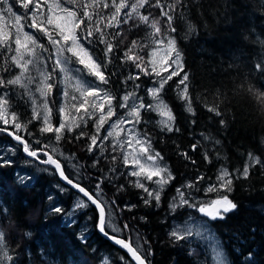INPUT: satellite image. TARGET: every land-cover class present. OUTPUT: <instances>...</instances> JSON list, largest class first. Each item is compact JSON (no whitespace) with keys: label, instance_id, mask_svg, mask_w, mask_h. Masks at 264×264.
Wrapping results in <instances>:
<instances>
[{"label":"trees","instance_id":"obj_1","mask_svg":"<svg viewBox=\"0 0 264 264\" xmlns=\"http://www.w3.org/2000/svg\"><path fill=\"white\" fill-rule=\"evenodd\" d=\"M56 1L63 8L78 10V16H82V5L95 2ZM10 2L15 12L23 15L24 6L33 4L34 0H23L24 6H21V0ZM171 2L175 3V0ZM97 11L102 12L106 20L114 9H103L101 5ZM141 11L144 14L151 12L161 21V31L176 40L185 71L189 74L186 101L180 98L176 77L159 93L175 117L173 128L179 131H161L156 116L149 110H141V122L137 124L144 139L147 134L152 152L160 153L161 162L175 177L161 192L159 208L155 201L151 206L144 205L141 196L146 193L134 186V180L127 175V168L117 152L106 149L102 155L99 149L94 153L86 151L90 140L76 139L81 131L85 132L84 128L63 133L60 141L49 137L48 133H41L37 121L29 123L28 100L16 86H10L8 90L11 111L19 116V122L26 125L19 135L33 150L52 143L70 157L73 164L83 165L77 180L91 194H95L96 183L103 180L101 199L116 201L112 206V221L121 230L117 237L145 252L150 247L153 253L149 256L151 264H210L208 248L200 240L186 238L176 242L169 237L170 223L181 221L184 213H171L168 205L178 187L192 183L201 190L214 181L222 168L233 173L241 170L248 153L264 160V73L254 70L255 63L264 62V0H183V8H178L175 13L174 33H169L166 22L158 15L159 9ZM98 22L101 17L94 13V20L85 19L77 32L81 37L90 28L96 32L103 26ZM93 23H97L95 27ZM103 31L104 37L96 33V42L81 41L94 59L106 65L102 70L109 83L102 84L103 87L115 98L122 93L135 92L137 98L150 104L147 89L152 85L151 75L145 76L141 72L139 80L126 81L130 74L135 75L139 70L132 61L122 62V58L129 47L125 59L138 53L144 57L143 63L149 70L148 51L161 38L143 24L131 28L127 24L119 28L103 26ZM117 32L122 35H115ZM112 43L117 50L108 62L106 53ZM133 43L137 44V49L131 47ZM7 53L4 46H0V76L11 79L14 69ZM6 63L10 71H4ZM189 105L192 113L187 111ZM209 108L212 112L208 111ZM217 110L221 112L220 117L215 116ZM221 119L225 120L226 126L220 124ZM0 128L13 131L11 127ZM37 140L41 142L39 145ZM217 140L220 143L217 144ZM193 145H196L195 149ZM0 147L8 150L3 156L13 161L11 167L0 168V231L9 224L19 230L22 264H80L77 260L83 264H131L123 250L98 234L97 215L91 206L76 210L72 217L75 224L66 222L59 215H49L46 220L44 210L48 206L46 197L49 194H54L55 203L62 205L66 213L72 211L79 196L60 184L53 169L25 156L22 145L11 136L0 133ZM10 148L16 149L15 155ZM205 154L209 159H205ZM113 155L117 157L116 161L112 160ZM97 158L99 165L93 167L92 162ZM40 159L45 156L41 154ZM113 168L116 171H110ZM63 170L68 176L67 169ZM16 174L31 175V186L18 184ZM200 176L204 179L197 182ZM57 184L66 191L59 192L54 187ZM229 197L238 205L237 209L228 213L224 220H207L222 248L226 264H264V168L252 167L248 179L234 178ZM130 204L137 207L128 211L126 206ZM141 216L145 220H140ZM28 218L33 221L28 222ZM125 224L129 228H124ZM80 236L86 239H78ZM249 252L252 253L251 260L247 258Z\"/></svg>","mask_w":264,"mask_h":264},{"label":"snow or ice","instance_id":"obj_2","mask_svg":"<svg viewBox=\"0 0 264 264\" xmlns=\"http://www.w3.org/2000/svg\"><path fill=\"white\" fill-rule=\"evenodd\" d=\"M71 2V0H70ZM4 3L9 5V12H14V7L11 4L10 0H0V7ZM103 9H114V12L111 13L110 17L106 20L103 17V13L97 11L100 7ZM21 6L23 5V0H21ZM25 12L24 16H27L28 13H32L33 20L35 21V28L39 32H43V34L47 37L48 42L56 47V57L54 59V68L49 72H41L40 78L33 76L32 67L35 66L39 59L43 56L45 51L48 49L45 48L44 45L38 43V39L34 38L35 34L29 35L26 33V42L24 44V48L26 50V55L21 56L19 59L13 57L12 64H14L17 68L20 69V73L11 79H4L0 76V121L3 122L4 125H8L10 123L8 117L11 116V123L15 129V131H8V135L11 136L18 144L23 145V152L27 154L28 157L33 158L34 160H39V163L44 165H51L55 168L56 173L59 174L60 178L64 180L68 185H71L73 189L78 190L79 193L83 194V197H87V201H85L81 197H77V202L75 203L71 212H65V209L62 205L55 203L54 194H49L46 199L48 201V206L44 210L45 219L49 215H59L62 216L66 222L70 221V224H75L76 220L72 218L77 209H87L89 207L88 202H91L92 205H95L98 210L99 219L97 221L96 227L100 233L108 237V239L113 240V242L117 245H120L131 255L133 260H135L136 264H151L149 260V256H151L152 250L149 247L147 252H145L141 247H133L130 243L126 242L124 239L116 238L115 236H110L109 233L105 230L106 225L110 223L113 215L112 206L116 205V201L112 200L110 202H105L101 199L102 188L101 184L103 180L101 179L96 183V191L95 194H91L85 187L81 186L79 180L76 182L73 179L69 178L65 174V171L62 168L61 163L58 159L54 158L53 154L47 150L51 148V152L55 153L56 149L50 145H43L42 148H37L35 150L32 149V146L21 136L19 132L22 128H26V125H23L19 122V116L11 111L12 105L9 96V88L10 86H20L24 87L27 91L29 97H32V116L29 123L32 120L42 121V126L39 131L41 133H55L56 141H60L63 137V133L73 131V128L80 127L81 123H86L87 119H90L95 115L97 109L100 111V116L98 120L95 122L96 134L89 137L90 143L88 144L86 151L89 153H94L96 149H99L101 154L103 155L105 148L104 142L109 139V137L113 136L112 131H108L106 136L100 135L101 129L104 124L108 123V120L115 115L113 109V100L115 97L110 96L106 91L99 87V84H108L109 79L105 75L102 70L106 67L105 64L98 62L94 59L93 55L90 54L89 50L84 46L81 41H86L88 44H91L94 40L96 42V33H99L100 36H105L103 31V26H107L109 28L115 26L119 28L123 24L129 25V27H139V24H143L146 27H150L154 30V35H158L161 39L157 40L158 44L164 43L166 39L168 44V51L165 53L166 57H170L165 61L164 67L165 70L167 68L172 67V70L168 73L166 77L161 76V73L156 70L153 65L151 72L147 70V67L144 65V57L140 56L138 53L134 55H130L125 59L126 54L130 51V48L127 47V50L124 52L122 62L132 61L135 64L136 69L139 71L132 75L130 74L127 78L131 80H139L140 73L142 72L145 76H150L153 73L156 77H159V80L155 83L159 84V87L153 86L147 89V94L153 98L154 101H157L156 104H146L143 98H137L134 92H128L123 95L122 100L123 103L120 104L121 108H127L128 112L125 117H121L120 123H130V124H139L141 122V110H154L163 117L158 123L161 125V131L167 130L168 132L179 131V129H174L172 124L175 120L170 109H168L167 105L163 103V101L159 100V93L164 89L165 84L172 80L173 77H179L178 88L182 87V100H187V92H188V81L189 74L185 71L183 55L180 49L177 47L176 40L170 35L161 31V21L156 19L151 12L148 14H144L142 9L145 8H155L159 9V17L162 18L169 30V33H174L176 28L174 26L175 13L177 9L183 8V0H175V3H172L171 0H135V2H131V0H95L91 5L85 4L81 7L84 9L82 12V16H78V10H69L67 8H61L59 4L55 5L56 9H60L62 13L66 15L68 19L72 21V29L65 32H61L56 30L53 25L47 24L46 18L44 16V11L41 7V0H34V5L29 4L24 6ZM48 12L52 15L54 9L52 6H49ZM94 13L96 16L101 17L102 27H100L96 32H93L91 28L89 31L81 37L77 32V29L81 28V25L84 23V20L93 21ZM20 15V14H17ZM98 22V23H101ZM138 22V23H134ZM97 23H93V27L96 26ZM48 26H52L50 29ZM191 27V26H190ZM115 35H122V32H117ZM58 37V38H56ZM137 41V40H133ZM100 42V41H99ZM0 43L4 44V47L8 46L3 41ZM139 45L141 44L138 41ZM131 47L137 49V44L133 43ZM39 49L40 51H37ZM116 45L112 43L109 47L108 52L106 53V60L111 62V58L114 52H116ZM72 57L75 58L76 62L81 65L80 68L77 69V72H85L87 71V75L95 77L99 82L94 87L87 86L82 79L76 80L77 90L80 91L81 97H84L83 104H81V108L76 111V113H80L79 117L75 116L71 117V121L66 123L64 120V108H60L61 112V122L58 126H53L51 122V111L45 112L42 109H39L37 106V99L34 98V94L38 93L41 100H47V108H49V103L51 102L48 98L53 97L55 95L54 88L57 86L58 77L55 75L56 68H59L60 71H67V63L69 59ZM49 57H44L45 61L49 59ZM254 70L258 73H264V62H257L254 65ZM4 71H10V66L6 63L4 67ZM125 81V82H126ZM28 85H32V88H28ZM137 88L140 85H136ZM65 93V92H64ZM63 93V95H64ZM129 93H133L130 95ZM68 96L70 93L68 92ZM68 96H65V99H68ZM71 97H75L72 100V104H77L78 97L75 95H71ZM90 98V99H89ZM132 100V103L128 102ZM99 101V102H98ZM138 101V102H137ZM105 102L107 104V108H105ZM80 103V102H79ZM83 112L81 113V110ZM187 111L189 113L193 112L191 105L188 106ZM209 112H212V109H208ZM215 116L220 117L221 112L219 110L215 111ZM106 117L101 121L100 117ZM220 124L222 126H226V122L224 119H221ZM111 127H116V124L111 125ZM7 131L6 128H0V132ZM129 141L135 140V143L140 145V151L137 153L131 163L135 166L134 170L127 172L128 176L136 177L137 179L134 181V186L138 189H142L146 196H141V200L145 206H151L152 202L155 201V205L157 208L160 207L161 204V192L164 189V186L169 184L175 177L168 170L166 165L160 163L163 160V157L159 152H155L154 154L151 152V143L150 140L147 139V134H145V139H137V133L135 129H131ZM29 135H31L29 133ZM86 136V133L81 131L76 139H80L81 137ZM205 139H210L205 136ZM39 140L36 141V144H40ZM216 143H220L219 140ZM117 147H123L122 142H113V151H116ZM196 145H193V149H195ZM9 151L13 155H15L16 149L10 148ZM43 154L47 157V159H40V155ZM62 155V154H61ZM146 155L148 161L151 164L147 167L145 164L141 163L140 156ZM249 162L245 163L242 170H237L235 173L229 172L227 169H221L220 174L217 176L218 184H210L206 192L207 193H217V197L209 200H201L194 196L191 192L185 193L182 191L181 187L176 189L177 197H173L172 202L168 205L169 210L171 212H175L177 208L189 207L195 209L198 213L206 216L210 220H224L228 213L233 212L237 209L238 205L233 202L229 197V193L233 190V179L240 178L242 176L243 179H248L250 175V170L252 167L259 166L264 168V160H261L259 157L253 156L252 153H248ZM185 158H188L185 154ZM71 159V158H69ZM205 159H209L207 154H205ZM112 160L116 161L117 157L115 155L112 156ZM99 158L93 160L92 166L97 167L99 165ZM211 161L209 160V163ZM130 161L128 159V154H124V165L127 167ZM13 165V161L11 159H6L4 156H0V168L3 167H11ZM73 167L76 169L79 174L80 167L83 165L73 164ZM49 169H43V171H48ZM110 171H116L115 168L110 169ZM156 177L157 179H154ZM17 183L21 186L28 187L30 185V181L33 179L31 175L28 174H16ZM90 179V177H86ZM141 178L147 180L151 183H155L159 186L157 190H152L145 183L142 182ZM204 179L203 176L197 178V182L202 181ZM59 190V192L63 193L66 191L65 188L61 187L59 184L54 186ZM123 187V186H121ZM184 188L192 189L195 187L194 184L189 183L187 185L182 186ZM223 191V195H220V192ZM118 207V205H117ZM127 210L132 211V209L136 208V204L127 205ZM107 209V211H106ZM6 211V209H5ZM123 211V209H121ZM140 220H145L144 216L140 217ZM124 228H129V225L125 224ZM114 231H119V229H114ZM254 231V230H253ZM198 235L205 236V233H197ZM192 235L191 229L175 227L169 233V237L179 242L181 240L186 239L188 236ZM211 239V237H208ZM78 239H86V237L80 236ZM139 239V237H138ZM147 243V241H145ZM214 250L216 252L217 260L219 264H224L223 257L219 253V245L216 244L214 246ZM193 254H195V250L193 249ZM249 260L252 258V253H248ZM123 259V257H121ZM0 264H15V256L12 254V250L9 248L6 237L3 231H0Z\"/></svg>","mask_w":264,"mask_h":264},{"label":"rangeland","instance_id":"obj_3","mask_svg":"<svg viewBox=\"0 0 264 264\" xmlns=\"http://www.w3.org/2000/svg\"><path fill=\"white\" fill-rule=\"evenodd\" d=\"M110 1V0H109ZM59 4L56 0H41V7L42 10L44 11V16L46 18V23L53 25L56 30H59L61 32H67L72 29V21L66 17L64 13L60 11V9H56L55 5ZM34 5V3H33ZM60 5V4H59ZM49 6H52L54 9V12L50 14L48 12ZM61 7V6H60ZM63 8V7H61ZM9 5L7 3H4L2 7H0V41H3L6 43L8 46L4 47L6 49V52H8L9 56V61L11 63V66L14 69V74L11 78H14L16 75L20 73V69L17 68L14 64H12L13 57H16L19 59L21 56L26 55V50L24 48V44L26 42V33L29 35L35 34L34 38L38 39V43L42 44L45 46L48 51H45L43 56L39 59V62L32 67V74L33 76L40 78L41 72H49L54 68V59L56 57V47L51 45L48 42L47 37L43 34V32H39L35 28V21L33 20L32 13H28L27 16L23 17V15H17L19 13L15 12H9ZM50 29L52 26H48ZM58 38V37H56ZM0 46H4V44L0 43ZM37 51H40L37 49ZM168 51V44L166 39L164 40V43L158 44V42H154L151 49L148 51V64H149V72H151L153 65L155 66L156 70L161 73V76L166 77L168 73L172 70V67H175L174 65L172 67L167 68L165 70L164 64L167 59H170V57H166L165 53ZM47 61H45L44 57H49ZM81 65L76 62L75 58L72 57L69 59L67 63V71H60L59 68H56L55 70V75L58 77L57 79V86L54 88L55 95L53 97H49L48 99L51 101L49 103V108H47V100H41L39 97L38 93L34 94V98L37 99V103L39 104L37 107L39 109H42L45 112H50L51 111V122L53 126H58L59 123L61 122V112L60 108H64V120L66 123L71 121V117L77 116L79 117L80 113H76L78 109L81 108V104H83V99L84 97H81V93L79 90H77L76 87V80L77 79H82V81L89 87H94L96 84L99 82L96 80L95 77H92L90 75H87V71L85 72H77V69L80 68ZM152 77V85L150 87L156 86L159 87L158 83H155L156 81L159 80V77H156L155 74L153 73L151 75ZM174 78V77H173ZM177 83L179 84V77H176ZM19 88L25 98L28 100V106L30 109V113L32 116V103L31 99L32 97H29L27 94V91L24 87L16 86ZM32 85H28V88H32ZM99 87L103 89L104 91L107 92L105 86L103 87L102 84H99ZM179 95H182V87L178 88ZM65 92V93H64ZM68 92L70 93V96H68ZM68 96V99L66 100L64 95ZM110 96H113L110 94V92H107ZM135 93V92H134ZM132 95L133 93H129ZM71 95H75L78 97V101L76 102L77 104L73 105L72 100L75 99V97H71ZM125 95V93L120 94L119 97L115 98L113 100V109L115 112V115L112 116L109 120L108 123L104 124L103 128L101 129L100 135L106 136L108 134V131L113 132V136L109 137L107 141L104 142V148L105 150L107 149L108 152L113 151V142H122L123 147H117L116 151L118 155L121 157V161L123 166L124 165V154H128V159L130 161L129 165L125 168H127V172L134 170V165L131 163L133 160L134 156L139 153L140 151V145L135 143V140L129 141V136H130V131L131 129H135L137 135V139L143 140L144 137H142L137 124H130V123H120L119 120L121 117H125L128 109L127 108H121L120 104L123 103L122 97ZM148 98H150L151 103L150 104H156L157 101H154L151 96L147 94ZM90 99V98H89ZM160 101H163L160 99ZM80 102V103H79ZM99 102V101H98ZM138 102V101H137ZM129 104L132 103V100L128 102ZM163 103L166 105V103L163 101ZM105 108H107V104L105 102ZM151 111L155 116H156V122L160 121L163 119L157 111L148 109ZM54 112V114H53ZM83 112V109L81 110V113ZM100 111L99 109L96 110L95 115L92 116L90 119H87L86 123H81L80 127L78 128H84L86 133V136H84V140H89V137L92 135L96 134V129H95V122L98 120L100 116ZM106 117L101 116L100 119L101 121L104 120ZM10 123L8 125H4L2 121H0V126L2 127H11L13 131H15L12 123H11V116L9 115L8 117ZM40 124V127L42 126V121H37ZM116 124V127H111V125ZM159 124V123H158ZM160 125V124H159ZM161 127V125H160ZM75 127L73 128V130ZM77 129V128H76ZM89 132H87V131ZM0 133H5L8 135V131L5 132H0ZM69 134V132H64ZM49 137H55V133H48ZM48 145V144H47ZM50 146L54 147L56 149L55 153L51 152V148H49L50 154H53L54 158L58 159V161L61 163L63 169H67V174L69 178L73 179V181H77V175H79L76 171V169L73 167V162L70 157H66L65 154L58 148L55 147L54 144H49ZM8 150H6L5 147L1 149L0 147V156H3L4 153H6ZM152 152V149H151ZM153 153V152H152ZM62 154V155H61ZM154 154V153H153ZM141 163L145 164L146 169L147 167L151 164L150 161L147 160L146 155H141L140 157ZM249 162V157L245 160V163ZM161 164H163L160 161ZM244 163V164H245ZM165 165V164H163ZM244 166V165H243ZM243 169V167H242ZM241 169V170H242ZM54 171V170H53ZM220 171H218V175L220 174ZM86 173V172H85ZM214 178V181L210 184H218L219 181H217V176ZM131 177V176H130ZM242 178V176L240 177ZM132 179L135 181L137 178L132 177ZM154 179H157L154 177ZM142 182L146 184L150 189L152 190H157L159 186L155 183H151L147 180H144L141 178ZM208 184L207 186H204L201 188V190H197L196 187L192 189L188 188H182V191L185 193L191 192L194 196H196L198 199L201 200H210L214 199L217 197V193H207L206 189L210 185ZM187 185V184H186ZM166 186V185H165ZM164 186V187H165ZM199 193V194H198ZM198 194V195H197ZM147 195V194H146ZM220 195H223V191L220 192ZM174 197H177V193L175 191ZM173 200V199H172ZM171 200V202H172ZM77 202V199L75 203ZM170 202V203H171ZM169 203V204H170ZM107 211V210H106ZM177 212H182L184 213V217L181 221H172L170 223V231L173 230L175 227H181V228H188L191 229L192 235L188 236L187 238H194L197 240H200L206 248H208L209 252V257H210V264H219V261L217 260L216 257V252L214 250V246L216 244L219 245V253L223 257L224 264H226L225 257L222 251V248L214 236V234L211 232L209 224L207 222V219L201 218L195 209L189 208V207H182V208H177ZM171 212V211H170ZM173 213V212H171ZM36 214V213H35ZM114 216L112 215V218ZM209 220V219H208ZM33 220L28 218V222H32ZM7 227L5 229H2L3 233L5 234L6 237V242L9 246V248L12 250V254L15 256V264H22V251H21V234L18 229H13L12 225H6ZM114 229H119L114 222L110 221L106 225V229L110 234L112 235H119L121 230L119 231H114ZM197 233H205V236L198 235ZM14 236V237H13ZM13 237V238H12ZM208 237H211L209 239ZM44 241V240H43ZM79 261L80 264H83L81 260Z\"/></svg>","mask_w":264,"mask_h":264},{"label":"water","instance_id":"obj_4","mask_svg":"<svg viewBox=\"0 0 264 264\" xmlns=\"http://www.w3.org/2000/svg\"><path fill=\"white\" fill-rule=\"evenodd\" d=\"M22 148H23V145H22ZM23 153H24V152H23ZM24 155L27 156L26 153H24ZM27 157H28V156H27ZM29 158H30V159H33V158H31V157H29ZM45 159H47L46 156H45ZM38 163H39V161H38ZM39 164L42 165V166L50 167L51 169L54 170V172H56L55 168H54L53 166H51V165H44V164H41V163H39ZM56 175H57V177H58V179H59V182H60V184H61L62 186H64L65 188H68V189H70V190H73L74 192H76V194H77L79 197H81V198H83L85 201H87V197H83V194H82V193H79L78 190L73 189V188L71 187V185H68L64 180H62V179L60 178V176H59L58 173H56ZM88 204H89V206H91V207L95 210L96 215H97V221H98V219H99L98 210L96 209L95 205H92V204H91V202H88ZM196 212H197V211H196ZM197 214H198L201 218H204V219H207V220H208V218H207L206 216H203L202 214H200V213H198V212H197ZM96 224H97V223H96ZM96 229H97V227H96ZM97 232H98V234H99L101 237H103L105 240H107L110 244H112L113 246L118 247V248H120L121 250H123V251L127 254V256H128V258H129L131 264H136L135 260H133V258H132L131 255L127 252L126 249H124V248L121 247L120 245L115 244V243L113 242V240L108 239V237H106L105 235H103L102 233H100L98 229H97ZM109 235H110V236H114V235H111V234H109ZM115 237L118 238L117 236H115ZM119 239H120V238H119Z\"/></svg>","mask_w":264,"mask_h":264}]
</instances>
